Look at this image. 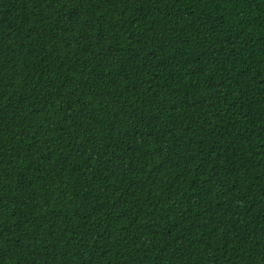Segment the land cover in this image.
<instances>
[{"label": "trees", "instance_id": "trees-1", "mask_svg": "<svg viewBox=\"0 0 264 264\" xmlns=\"http://www.w3.org/2000/svg\"><path fill=\"white\" fill-rule=\"evenodd\" d=\"M0 264H264V0H0Z\"/></svg>", "mask_w": 264, "mask_h": 264}]
</instances>
